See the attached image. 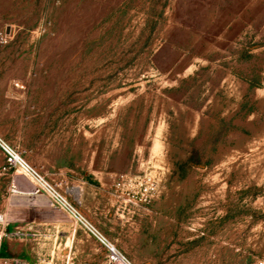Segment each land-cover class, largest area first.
Segmentation results:
<instances>
[{
    "label": "rangeland",
    "instance_id": "374dc122",
    "mask_svg": "<svg viewBox=\"0 0 264 264\" xmlns=\"http://www.w3.org/2000/svg\"><path fill=\"white\" fill-rule=\"evenodd\" d=\"M0 136L128 261L264 264V0H0ZM0 150V264H126Z\"/></svg>",
    "mask_w": 264,
    "mask_h": 264
},
{
    "label": "built area",
    "instance_id": "2783aa9c",
    "mask_svg": "<svg viewBox=\"0 0 264 264\" xmlns=\"http://www.w3.org/2000/svg\"><path fill=\"white\" fill-rule=\"evenodd\" d=\"M0 150L4 153L7 161L17 166L24 171L30 173L33 175L44 187H46L54 200L59 203L62 211H64L66 214H68L70 217H72L74 220L78 221L81 225H83L85 228L90 230L94 235L99 239V241L106 247L108 252L110 253L111 258L114 261H120L122 263H128L127 259L119 253V251L115 248L113 244H111L102 234H100L83 216L81 211L77 207H74L73 204L60 192H58L56 189H54L41 175L30 165V163L22 157L21 154L16 152L8 143L4 141V139L0 136ZM6 218L5 215L0 213V241L3 239L5 235V231L3 229V225L5 224ZM95 229V230H94ZM3 264H14L12 262H6Z\"/></svg>",
    "mask_w": 264,
    "mask_h": 264
},
{
    "label": "bare ground",
    "instance_id": "6f19581e",
    "mask_svg": "<svg viewBox=\"0 0 264 264\" xmlns=\"http://www.w3.org/2000/svg\"><path fill=\"white\" fill-rule=\"evenodd\" d=\"M78 222V221H77ZM79 223V222H78ZM95 230V229H94Z\"/></svg>",
    "mask_w": 264,
    "mask_h": 264
}]
</instances>
